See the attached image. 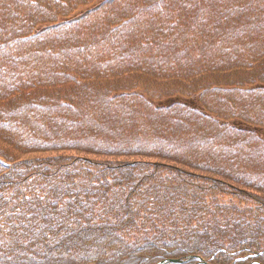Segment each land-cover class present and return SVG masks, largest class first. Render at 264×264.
Returning <instances> with one entry per match:
<instances>
[{
  "label": "trees",
  "instance_id": "1",
  "mask_svg": "<svg viewBox=\"0 0 264 264\" xmlns=\"http://www.w3.org/2000/svg\"><path fill=\"white\" fill-rule=\"evenodd\" d=\"M94 1L0 0V264H264V0Z\"/></svg>",
  "mask_w": 264,
  "mask_h": 264
},
{
  "label": "water",
  "instance_id": "2",
  "mask_svg": "<svg viewBox=\"0 0 264 264\" xmlns=\"http://www.w3.org/2000/svg\"><path fill=\"white\" fill-rule=\"evenodd\" d=\"M176 261H179V260H176V259H170V260H167V261L160 262V263H158V264H163V263H165V262H176ZM198 264H210V263H208V262H206V261H204V260H201L200 263H198Z\"/></svg>",
  "mask_w": 264,
  "mask_h": 264
},
{
  "label": "rangeland",
  "instance_id": "3",
  "mask_svg": "<svg viewBox=\"0 0 264 264\" xmlns=\"http://www.w3.org/2000/svg\"><path fill=\"white\" fill-rule=\"evenodd\" d=\"M99 1H100V0H95L92 4H90V5L86 6V7L89 8V7L93 6V5H96V4L99 3ZM86 7H84L83 10H84Z\"/></svg>",
  "mask_w": 264,
  "mask_h": 264
}]
</instances>
